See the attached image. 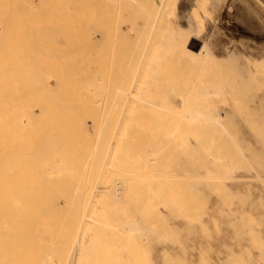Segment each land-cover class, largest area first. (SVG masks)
I'll use <instances>...</instances> for the list:
<instances>
[{
    "label": "bare ground",
    "instance_id": "6f19581e",
    "mask_svg": "<svg viewBox=\"0 0 264 264\" xmlns=\"http://www.w3.org/2000/svg\"><path fill=\"white\" fill-rule=\"evenodd\" d=\"M166 2L0 0V12H10V24L0 25V264H70L75 246L77 264L145 263L140 257L144 244L168 231L173 264H181L179 257L186 253L179 231H187L189 264H234L250 246L264 261V220L248 222L237 215L251 208L240 199L242 192L231 193L241 184L227 174L232 166L254 160L263 167L258 173H264V154L241 153L233 132L214 113L224 99L221 84L202 81L189 107L170 108L172 96L184 102L190 98V81L176 73L178 59L193 64L205 58V43L197 47L196 41L182 43L170 36L151 50L154 56L158 52L153 72L137 71L133 52L144 44V28L151 26V32L154 27L152 13ZM132 37L134 43L126 52L123 45L121 56L108 54L111 45ZM143 83L159 90L141 95ZM144 112L158 116L153 143L138 142L133 131L127 145L116 138ZM229 114L224 117H234ZM259 114L261 109L249 108L241 116L249 120ZM168 124L175 135L183 130L196 134L200 156H210L213 168L188 180L169 179L175 143L174 136L166 137ZM258 142L264 145V129ZM128 157L145 166L119 170ZM114 174L118 179L109 186ZM124 185L132 187L127 203L121 198ZM165 197L174 218L171 229L149 210L159 201L167 203ZM204 204L211 213L199 225L185 218ZM143 211L145 228L136 221ZM221 212L224 217L218 218ZM219 224L224 233L208 242L207 229ZM143 231L151 236L142 245ZM86 233L92 234L88 243Z\"/></svg>",
    "mask_w": 264,
    "mask_h": 264
},
{
    "label": "rangeland",
    "instance_id": "374dc122",
    "mask_svg": "<svg viewBox=\"0 0 264 264\" xmlns=\"http://www.w3.org/2000/svg\"><path fill=\"white\" fill-rule=\"evenodd\" d=\"M151 19L152 24L155 21L152 31L150 32L151 26H149V30L144 28L145 35L143 37L146 36L144 44H140L133 52L134 63L138 66L137 71L139 73L148 71L149 74L153 72L154 65L158 63V60L154 58L157 56L159 45L164 46L165 40L170 36L179 37L182 43L190 42V40L196 41L197 47L205 43V58H201L193 64H188L183 58L178 59L177 69L180 68L176 73L183 81H190L191 86L186 90L190 98L184 102L179 96L174 95L171 98L170 95H167L168 98H171L170 108L175 112L182 111L192 104V97L198 92L202 81L217 82L221 84L225 93L223 95L224 99L216 104L214 113L220 115L222 123L233 132L241 153L264 154V145L258 142V137L262 135L264 129V0H167L162 9H156L152 13ZM8 24H10V12H0V25L7 26ZM133 39L134 37L111 45L112 49L108 54L115 58L116 56H121L119 52L122 46L124 45L126 52L131 44L134 43ZM153 46L157 49L155 56L150 54ZM148 47L150 48L148 49ZM93 54L89 53V56ZM48 82L50 83L51 79ZM156 88L154 85L149 86L143 83L140 93L142 95V93L148 92L151 95H155L159 90ZM249 108L254 110L261 109L263 115L251 116L249 120H246L241 115L242 112H246ZM225 113L234 114V117H224ZM143 114L144 116L130 119L126 124L127 131L118 133L116 138L119 139L120 137V140H123L127 145L132 142L130 131H133L138 142L153 143L159 133L157 129L158 123L155 121L158 116L146 112ZM167 126L169 131L166 137L171 135V137L174 136L173 139H176L175 136L178 139V142H175L171 138V141H174L175 144L170 149V160L167 166L169 179L188 180L191 174L203 173V171L213 168L210 164L212 161L210 156L205 154L200 156L203 148L199 144L196 134L192 133V131L184 134L183 130L178 131L175 135L170 127L171 124ZM84 128L86 131L91 132L92 128L88 122L85 123ZM224 134L222 133L223 136ZM162 144L166 146L167 142L163 140ZM127 160L129 162H125L123 166L125 168L122 167L119 170L136 172L145 166L142 163L144 161H131V157H128ZM199 164H204L207 168H201L203 170L200 169L198 171L197 167ZM246 165L243 167H240L242 165L232 166L230 170L227 169V174L235 175V180H238L241 184V188L231 191V193L236 195L237 192H242L239 194L240 199L245 203L244 206L251 208V210H240L237 215H242L248 222L250 219L264 220V215L260 212V209L264 208V179L256 178V174L264 175V173H258L263 170V167L256 163L255 160ZM249 165L253 168H248L250 167ZM192 166L195 168L194 170H191L190 167ZM241 176L243 177L241 178ZM117 179V174L112 175L108 185L112 186ZM203 180L204 178L200 179V181ZM141 181L145 180L142 179ZM223 184L228 186L229 180L226 179ZM122 188L124 192L121 198L123 202L127 203L128 194L131 193L132 187L124 185ZM205 199L206 201L210 200L209 196L205 197ZM164 200L167 203L159 201L152 204L149 210H152L153 214L155 212L162 218L171 229L174 224V218L172 211L167 210L170 200L169 197H165ZM233 206L231 204L230 208H233ZM253 207L257 209L254 210ZM209 210L208 204L200 205L199 209L191 217L185 216V218H189L190 222H196L194 224L199 225L204 217L210 215L211 211ZM145 213L143 211L142 217L136 218L141 228L147 226L143 219ZM224 214L225 212H221L217 216L222 218ZM256 222L255 220L253 223ZM219 225L218 230L213 229L212 226L207 229L206 233L209 236L206 239H208V242H212V239L218 234L224 233V231H220L223 225ZM143 232L144 234L140 235L142 243H139L142 245L144 244L143 242H147L146 237L151 236L148 231ZM186 232L179 231L178 237L186 250V253L184 251L179 257L181 264H189V259L187 258L189 247L186 246L189 244V239L186 237ZM91 235V233L85 234V243H88ZM144 245L146 249L142 250L140 257L146 259L145 263H130L126 261L123 264H173L174 252L170 246L171 231H168L166 235L154 236L151 242H147ZM76 249L75 246L73 250H70V260L72 257V260L69 261L70 264H77L74 261L77 256ZM241 252H243V256L239 257L234 264H264V261L259 259L260 254L253 247L250 246ZM127 255H124V257Z\"/></svg>",
    "mask_w": 264,
    "mask_h": 264
}]
</instances>
